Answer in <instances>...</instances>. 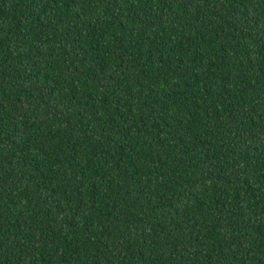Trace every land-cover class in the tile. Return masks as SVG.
Returning a JSON list of instances; mask_svg holds the SVG:
<instances>
[{
	"label": "trees",
	"instance_id": "obj_1",
	"mask_svg": "<svg viewBox=\"0 0 264 264\" xmlns=\"http://www.w3.org/2000/svg\"><path fill=\"white\" fill-rule=\"evenodd\" d=\"M0 264H264V0H0Z\"/></svg>",
	"mask_w": 264,
	"mask_h": 264
}]
</instances>
